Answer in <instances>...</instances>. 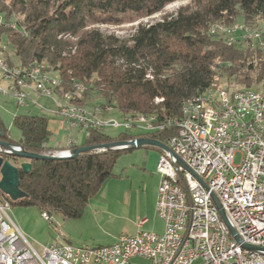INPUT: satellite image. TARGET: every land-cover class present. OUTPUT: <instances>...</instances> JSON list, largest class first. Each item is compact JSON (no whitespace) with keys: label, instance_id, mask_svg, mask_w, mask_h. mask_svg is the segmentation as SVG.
I'll use <instances>...</instances> for the list:
<instances>
[{"label":"trees","instance_id":"trees-1","mask_svg":"<svg viewBox=\"0 0 264 264\" xmlns=\"http://www.w3.org/2000/svg\"><path fill=\"white\" fill-rule=\"evenodd\" d=\"M174 1L0 0V13L6 20L16 19L25 30L0 27V40L11 49L6 56L9 63L45 62L47 72L62 77L65 88L70 79L83 82L87 89L82 104L108 105L124 115H154L156 123L181 115L184 101L210 86L236 89L235 84H242L240 88L256 84L264 93L261 43L241 39L229 44L225 33L211 32V24L217 21L261 25L264 0H198L197 8H183L154 23L141 24L130 38L98 29L100 24L152 16ZM239 16L243 19L238 20ZM150 69L153 78L146 76ZM157 97L163 99L156 102ZM49 120L43 113L15 115L14 124L21 130L17 143L33 152H54L47 144L52 136ZM0 122L5 131L3 139L16 142ZM175 132L174 127L149 133L124 130L113 137L105 128H90L85 145L141 136L168 142ZM129 150L83 151L58 160L32 159L30 171L20 169L21 188L27 196L14 201L0 193L12 206L19 203L41 212L60 213L65 219L80 218ZM3 157L17 166L23 161Z\"/></svg>","mask_w":264,"mask_h":264},{"label":"built area","instance_id":"built-area-1","mask_svg":"<svg viewBox=\"0 0 264 264\" xmlns=\"http://www.w3.org/2000/svg\"><path fill=\"white\" fill-rule=\"evenodd\" d=\"M211 25V32L225 33L229 44L254 40L264 48V23L217 21ZM0 27L25 33L16 19L6 20L1 13ZM7 51V44L0 40V74L8 81V89L0 84V90L13 95L19 105L37 103L33 94L51 97L58 113L87 131L123 126L149 133L174 127L175 134L164 143L184 164L161 149L156 209L164 220V232L140 229L112 244L80 246L56 240L38 249L13 219L10 201L0 200V264H135L136 257L153 264H264V250L246 249L235 239L212 197L214 192L244 242L264 247L262 91L210 86L186 99L179 116L156 123L154 115L125 114L120 122L108 116L112 110L108 105L81 103L87 89L83 82L70 79L65 88L63 78L47 72L45 62L9 63ZM146 76L153 78L151 69ZM42 215L52 222L50 212Z\"/></svg>","mask_w":264,"mask_h":264},{"label":"rangeland","instance_id":"rangeland-1","mask_svg":"<svg viewBox=\"0 0 264 264\" xmlns=\"http://www.w3.org/2000/svg\"><path fill=\"white\" fill-rule=\"evenodd\" d=\"M197 3H199L198 0H176L168 4L161 12L152 16H145L135 20L127 19L121 24H100L98 29L105 33H113L121 38H130L141 24L154 23L161 20L165 14H175L183 8H197ZM242 19L243 17L239 16L238 20ZM239 22L244 23L243 21ZM8 50H11L10 47H8ZM252 77L255 78L253 75ZM220 80L224 79L221 78ZM0 84L5 89H8V81L4 80L1 74ZM234 86L240 88L243 85L235 84ZM252 87L256 88L257 85L253 84ZM32 96V99L37 101V103L29 101L26 105H19L13 95L0 90V119L9 130L12 140L18 142L21 138V130L14 124L15 115L43 113L50 118L48 125L52 130V136L49 140L51 146L57 147L60 143H63V147H66L70 139L75 142L78 140V145L86 142L87 130L78 124H72L66 117L58 113V105L53 98L40 94H33ZM55 98L59 99L58 97ZM87 106H92V104ZM108 116L114 117L120 122L124 120V114L119 109L112 108ZM105 131L116 137L124 131V127H106ZM131 153H124L120 157L114 169V176L105 181L102 188H100V192L96 195L98 200L100 198L109 202L110 199V208L90 203L87 205L84 215L80 218L65 219L60 213L53 212L52 222H49L43 217L42 212L37 207L23 206L16 203L12 206V211L10 212L13 219L18 223H20L19 218L28 220L32 224L33 230H36L35 234L42 236L43 241L37 239L38 237L34 233L26 232L23 229L22 232L33 243H48L57 240L60 242H71L80 246H96L112 244L123 234L136 233L140 229L138 228L140 221L148 217V213L151 210L149 206L151 205L149 200L150 186H147L146 183L147 176L141 174V170L134 166L135 157ZM125 178L134 180L133 200H131L132 203L130 205H127L124 201V205L117 204L114 198H111L114 196L111 190H124L121 181ZM136 195H139L138 200ZM0 200L5 201L2 193H0ZM35 215H39L41 219L36 218ZM149 215L150 224L145 226V229L147 228L157 233L164 232L165 223L159 216L157 209H154ZM132 262L135 264H153L151 260L141 257L134 258Z\"/></svg>","mask_w":264,"mask_h":264},{"label":"water","instance_id":"water-1","mask_svg":"<svg viewBox=\"0 0 264 264\" xmlns=\"http://www.w3.org/2000/svg\"><path fill=\"white\" fill-rule=\"evenodd\" d=\"M5 131L0 122V191L8 195L12 200L17 201L27 196V193L21 188L20 169L30 171L32 169V159H68L78 156L79 154L87 151H97L106 149H136L143 146H153L159 149L166 150L176 157L178 162L183 163L180 157L171 149L169 145L163 141L149 136H141L132 139H119L115 141L82 145L76 147H69L58 150L55 153H41L27 150L23 144L4 140ZM3 154L10 155L15 158L23 160L17 166L12 160L5 159ZM206 185V184H205ZM207 186V185H206ZM212 197L219 208L222 217L226 220L232 235L235 239L242 244L246 249L264 250V247L255 246L243 241L237 228L231 222L228 214L223 208L217 195L212 192Z\"/></svg>","mask_w":264,"mask_h":264},{"label":"crops","instance_id":"crops-1","mask_svg":"<svg viewBox=\"0 0 264 264\" xmlns=\"http://www.w3.org/2000/svg\"><path fill=\"white\" fill-rule=\"evenodd\" d=\"M4 126H5V124H4ZM49 129H50V127H49ZM78 143H79L78 140H77V142H75L73 139H70L68 141V144L66 147H63V143H60L59 146H57V147L51 146L50 141L47 144L49 146L53 147L57 151L60 148H68V147H76V146L85 145V143L79 144V145H78ZM134 150H136V151H134ZM128 152H132L131 154L134 155V157H135L134 166H137V168L141 170V172H142L141 174H144L147 176V178H146L147 182L146 183H147V186L148 185L150 186L149 200H150L151 205H149V206H150L151 210L148 213V217L145 218L146 219L145 223L141 227H138L140 229H145V226L150 224V218H149L150 215L149 214H151V212L154 209H156V206H157V200L156 199L158 198V187H159V182H160V175L157 172V164H158L159 157L161 154V149H159L157 147H153V146L152 147L143 146L140 148L136 147V149H131L125 153H128ZM127 177H129V175H127ZM121 182H122L121 184H123L122 187L124 188V190H121V189L120 190H111L112 194L114 195L111 198H114V200L117 204H123L124 205V203H123V201H124L127 203V205H130L132 203L131 200H133L132 190L134 191V187H133L134 186V180H132L131 178H128V179L125 178ZM136 196H137V200H138L139 195H136ZM90 203L95 204V205H100V206L102 205V206H105V208H110L111 202H110V199H109V202L107 200H103L100 198L98 200V197L95 196V197L91 198L89 204ZM84 213H85V211H84ZM35 216H36V218L41 219V217L39 215H35ZM19 221H20V223H18L17 221H15V222L22 229V231L24 229L26 232L34 233V235L37 236L35 234L36 230L35 229L33 230V228L31 227L32 224L30 222H28V220H24V219L19 218ZM140 229H138V231ZM145 230L151 231L150 229H147V228ZM37 237H38L37 239H40V240L43 239L42 236H40V234H38ZM45 244H47V243H41V242L34 243V245L38 249H42V246Z\"/></svg>","mask_w":264,"mask_h":264}]
</instances>
